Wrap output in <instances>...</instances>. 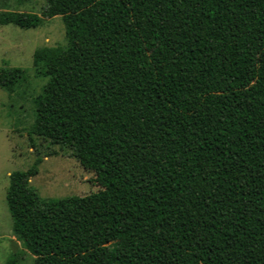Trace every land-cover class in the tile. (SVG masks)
<instances>
[{
    "label": "trees",
    "instance_id": "obj_1",
    "mask_svg": "<svg viewBox=\"0 0 264 264\" xmlns=\"http://www.w3.org/2000/svg\"><path fill=\"white\" fill-rule=\"evenodd\" d=\"M56 16L66 45L33 55L37 156L6 193L35 264H264V0H46L0 26ZM27 82L0 68L8 94ZM35 139L99 190L42 199Z\"/></svg>",
    "mask_w": 264,
    "mask_h": 264
},
{
    "label": "rangeland",
    "instance_id": "obj_2",
    "mask_svg": "<svg viewBox=\"0 0 264 264\" xmlns=\"http://www.w3.org/2000/svg\"><path fill=\"white\" fill-rule=\"evenodd\" d=\"M46 0H0L1 11H18L41 15ZM63 18L45 19L37 28L0 26V68L20 67L26 70L28 82L8 94L0 87V264H7L19 254L22 264H35L36 257L24 249L13 232L6 193L9 175L25 171L36 159L28 131L35 120L34 98L43 90L47 78L36 75L34 52L44 46L66 45ZM42 163L39 174L31 179L32 187L42 199L85 196L99 190L95 175L86 172L69 151L35 139ZM55 152L53 155H47Z\"/></svg>",
    "mask_w": 264,
    "mask_h": 264
}]
</instances>
